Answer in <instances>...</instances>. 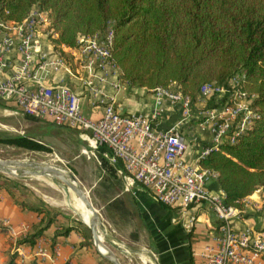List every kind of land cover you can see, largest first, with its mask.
Instances as JSON below:
<instances>
[{"label": "trees", "instance_id": "obj_1", "mask_svg": "<svg viewBox=\"0 0 264 264\" xmlns=\"http://www.w3.org/2000/svg\"><path fill=\"white\" fill-rule=\"evenodd\" d=\"M35 8L48 14V37L60 52L63 45L78 48L81 37L105 32L113 21L112 58L131 86L176 85L197 103L203 85L230 89L238 78L239 86L255 95L252 106L259 118L235 144L226 140L213 148L200 159V166L218 174L226 202L241 209L245 198L264 187V0H0V18L22 22ZM225 99L214 96L207 107H217ZM0 144L47 150L28 134L0 135ZM99 154L109 174L116 176L123 169L121 162L112 164L101 150ZM12 182L17 183L0 175V189L19 206L43 215L18 246H35L53 225L58 227L50 238L53 245L60 235L77 230L85 237L82 245L94 246L87 225L76 219L65 223L62 215H54L40 202L19 201ZM96 252L103 263L112 264ZM18 255L12 252L7 264H20Z\"/></svg>", "mask_w": 264, "mask_h": 264}, {"label": "built area", "instance_id": "obj_2", "mask_svg": "<svg viewBox=\"0 0 264 264\" xmlns=\"http://www.w3.org/2000/svg\"><path fill=\"white\" fill-rule=\"evenodd\" d=\"M46 23L47 14L40 10H32L22 22L0 18V99L15 102L26 115L49 117L59 125L81 130V137L93 154L101 150L110 163H122L120 172L128 190L142 185L150 189L159 202L183 212L194 205L208 204L218 220V233L214 241L198 253L199 264H263L264 225L261 228L236 227L235 221L243 209L228 204L225 192L212 188L211 183L218 179V174L186 160L188 142L184 134L175 127L158 126L163 98L178 105L181 121L185 122L192 118L196 104L200 103L203 124L213 135L212 143L201 152L202 158L226 140L232 144L238 142L259 118L252 106L255 95L242 89L235 78L230 89L216 83L203 85L198 102L194 103L171 85L152 89L158 107L150 115L124 112L113 99L106 98L103 115L93 119L84 113L79 94L69 85L43 82V72L66 64L62 58L49 59L41 49L38 28ZM112 45L113 31L109 28L104 35L81 37L76 49L90 73L96 67L108 73L120 71L112 58ZM8 67L12 68V73L3 77ZM98 79L104 81L101 76ZM86 83L93 85L91 79ZM93 91L102 92L97 86H93ZM214 96L226 99L217 107H207ZM0 226L9 230L10 223L1 220ZM58 254V250L51 252L43 245H39L36 252L44 259Z\"/></svg>", "mask_w": 264, "mask_h": 264}, {"label": "crops", "instance_id": "obj_3", "mask_svg": "<svg viewBox=\"0 0 264 264\" xmlns=\"http://www.w3.org/2000/svg\"><path fill=\"white\" fill-rule=\"evenodd\" d=\"M48 25L47 14V23L38 28L41 49L47 53L49 59L62 58L66 64L64 67L50 68L43 72L44 83L69 85L79 94L84 113L93 119L103 115L104 101L110 98L118 108L131 114L150 115L157 109V96L152 89L129 85L120 77V71L111 70L105 73L96 67L90 73L78 49L63 45L59 49L64 53L60 52L48 37ZM11 73L12 68L8 67L3 77H8ZM99 76L104 81H100ZM89 79L93 85L86 83ZM93 86L101 88L102 92L95 93ZM160 107L162 114L158 126L162 129L175 127L184 134L188 142L186 160L200 165L201 152L212 143L213 135L204 126L199 107L196 105L192 118L186 122L181 121L178 105L169 99L163 98ZM120 171L121 169L113 176L104 170L108 173L107 181L116 180L112 182V186H117L115 193L108 195L104 206L108 205L112 209L117 224L122 223L117 226L126 228L125 238L143 252L157 253L160 264H199L198 253L206 244L212 243L218 233V220L210 206L198 204L191 206L186 212L174 209L159 202L150 189L142 185L138 184L128 190ZM211 186L214 190L223 191L217 180ZM244 203L243 212L235 221L236 227H263L264 187L245 198ZM42 218L43 215L34 210L19 206L6 189H0V221L8 220L10 223L9 230H0V264H7L14 251L19 254L17 261L20 264H105L94 246L82 245L85 237L77 230L71 231L67 236L60 235L57 243L53 245L50 238L57 231L56 225L48 229L35 246H18L17 241L32 231ZM39 245L51 252L58 250L59 254L52 259H44L36 255Z\"/></svg>", "mask_w": 264, "mask_h": 264}, {"label": "rangeland", "instance_id": "obj_4", "mask_svg": "<svg viewBox=\"0 0 264 264\" xmlns=\"http://www.w3.org/2000/svg\"><path fill=\"white\" fill-rule=\"evenodd\" d=\"M34 10H39V8ZM112 23L113 21L109 23V28L112 27ZM105 32L98 34L104 35ZM172 87L176 88V85H172ZM196 105L199 110L202 108L200 103ZM79 133L81 130L67 125H59L49 117L28 118L15 102L0 99V135L28 134L47 146V150L36 151L0 144V159L55 166L73 175L77 184L88 193L99 215L104 242L116 254L121 263L160 264L157 253L143 252L125 238L126 228L117 226L122 223L117 224L112 209L108 205L104 206L108 195L116 191L117 186H112L116 180L110 181L109 179L107 181L108 173L104 172L99 151H95L93 154L91 147L79 137ZM18 174L14 175L0 170V175L17 181L15 184L12 182L11 187L19 201L28 200L34 204L40 202L54 215H62L61 220L65 223L76 219L87 225L76 203L80 198L64 182L58 179L54 180L46 175H23L21 172ZM94 248L100 252L95 243ZM101 250L104 251L102 248Z\"/></svg>", "mask_w": 264, "mask_h": 264}, {"label": "water", "instance_id": "obj_5", "mask_svg": "<svg viewBox=\"0 0 264 264\" xmlns=\"http://www.w3.org/2000/svg\"><path fill=\"white\" fill-rule=\"evenodd\" d=\"M0 170L4 172H8L10 174L19 175L18 172H21L23 175H46L52 177L54 180H61L68 187H70L77 196L84 202L86 207L94 213L89 220L88 227L90 228L94 243L99 249V244H102L105 248L106 252H102L100 249V253L109 260L112 264H122L116 254L107 246L103 239L99 237V215L96 209L89 198L86 190L77 184L76 179L73 175L65 172L64 170L49 165H42L35 162H26L20 160H1L0 159Z\"/></svg>", "mask_w": 264, "mask_h": 264}, {"label": "bare ground", "instance_id": "obj_6", "mask_svg": "<svg viewBox=\"0 0 264 264\" xmlns=\"http://www.w3.org/2000/svg\"><path fill=\"white\" fill-rule=\"evenodd\" d=\"M48 178H49V177H48ZM55 182H56V181H55ZM56 184H57V183H56ZM78 200H79V201H77L76 203H77L78 206H79L80 214H81L82 218L84 219V221L87 223V222H89L90 218H91L92 216H94V213H91L92 211H90V210L86 207V205L84 204V202H83L81 199H78ZM99 237H100L101 239L104 238V235H103V233H102V230H101L100 226H99ZM101 248H102L104 251H102ZM99 249H100L102 252H106V250H105V248L103 247L102 244H99ZM148 256H149V255H148Z\"/></svg>", "mask_w": 264, "mask_h": 264}]
</instances>
